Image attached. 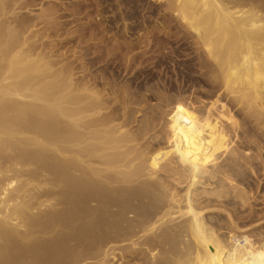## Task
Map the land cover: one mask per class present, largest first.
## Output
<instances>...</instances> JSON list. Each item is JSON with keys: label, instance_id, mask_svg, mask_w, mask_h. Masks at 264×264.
<instances>
[{"label": "bare ground", "instance_id": "bare-ground-1", "mask_svg": "<svg viewBox=\"0 0 264 264\" xmlns=\"http://www.w3.org/2000/svg\"><path fill=\"white\" fill-rule=\"evenodd\" d=\"M116 1L123 21L140 9ZM27 2L0 0V264H264V0H155L205 80L188 97L163 85L141 120L140 88L79 77L34 31H62L56 6L33 25Z\"/></svg>", "mask_w": 264, "mask_h": 264}, {"label": "rangeland", "instance_id": "rangeland-1", "mask_svg": "<svg viewBox=\"0 0 264 264\" xmlns=\"http://www.w3.org/2000/svg\"><path fill=\"white\" fill-rule=\"evenodd\" d=\"M26 1H28L27 3L30 4V6H28L29 8L28 7L24 8L26 5L21 6V4H20L17 7L19 8V6H20V8L22 7V9L19 8L20 9L19 10L16 7L17 11H18L17 13H18V15H20L19 16L20 18L22 16V18H24V17H25V19L27 18L26 20L32 19L31 20L32 24L37 21L36 18H37V16L40 15L39 13L41 12L40 11L41 6L47 5L46 7H49L50 4L56 6V7L55 6L54 7L56 8L57 12L58 11L60 12V13L58 12L59 14L57 15V17L60 18V19L58 18L57 22L62 21L61 23H59L62 26L59 24L58 25H59V28L62 31H64L65 33L62 31L58 32L56 34V36H57L56 37L55 32H53L51 30L52 33H54L52 35L51 31L50 32L47 31V30H50L47 28L50 25L48 26L47 24L43 23L45 25L44 26L40 21L37 22L38 24L35 23V25L37 24V28H35V30L34 29H32V30H34L36 32L37 31L40 32L41 35H39V38L40 37L43 38L42 41H40V43L45 42V41L47 42L49 40L47 43L48 44L50 43L49 44L50 46H51V44H53L52 47L55 48L54 49L55 55L57 57H60V60H64L65 61L64 63H66V62L73 63V69L76 70V72H74V73H77L78 70H79V72H81V70H80L81 67L84 68V66L89 65V67H87V69H89V70H87L88 72H86V75L88 73L87 76H89L91 74H95V76H96V74L102 75L101 72L108 70V72L111 74V76L115 75V78H116V80H118V83L120 86H123L125 84H126V86H128L129 84H131V86H133L132 90L136 93L139 91V88H140V90H141L140 93L139 92L137 93V96H139L138 98L140 99V97H141V99L143 100L144 97L142 98V96H145V99L147 98V100L146 101L143 100L144 101V103H143L144 107L142 106L143 109L141 106L138 107L139 110L141 109L140 110L141 112L137 109V114H138L136 117L137 120H138V118L141 120V117L143 116V118H144V116H145L143 114V113H146L144 108H146L145 105L149 104V103H145V102H147L148 100H151L152 102H154V103L151 102V104L157 103L156 101H154L156 98L155 96L158 93L164 92V89L162 88L163 85L165 86V84H167V88H169L168 90L172 91L171 92L172 95L181 96V94H182L183 97H188L191 95V93H193L196 90L195 88H192L193 84H192V82H190V75H191V77L193 76V78L199 79L201 81L205 80L204 78H202V74L200 73L198 66H197L198 62L196 60L195 48L193 47L194 41L192 43V40H193L192 36L190 35V33L182 30L181 26H179L176 22H172L170 24V27L172 29L171 35H173V36H171V35L167 36L161 28V16H160V18H158V16H159L158 13L153 14V11L154 12L156 10L158 11V3H156L155 0H139L140 9L137 10L138 11L137 14L135 16H133L129 13L130 11L128 10L129 12L127 11V13H128V15L126 16L127 18L124 21H123V19L121 20V18H122L121 10H127L126 6L124 7V5L123 6L119 5V3L116 0H86V1L85 0H60V1H58V0H56V1H53V0H34V1L33 0H26ZM30 1H32V2L30 3ZM122 1L123 0H121V2ZM140 1H142V2H140ZM20 2H22V1H20ZM57 2H59V3H57ZM31 5L32 6L34 5V8ZM36 5H38V6H36ZM57 6L59 9L57 8ZM132 6H134V5H132ZM31 7H32L33 11H30ZM123 7H124V9H123ZM149 7H151V8H149ZM27 8L30 10H28ZM68 8L71 10L70 12L68 11ZM74 8H75V10H74ZM87 8H88V10H87ZM76 10H77V12H76ZM71 12H73L74 14ZM31 13H33V14H31ZM78 14H80V15H78ZM86 14H88V15H86ZM73 15H75V17ZM160 15H162V14H160ZM99 19H100V21H99ZM125 24L129 27H127ZM155 26L158 28V30L153 35V42L151 45V46H153L151 51L152 50L153 51L152 52L148 51V53H149L148 54L147 49L144 50V47L146 48V45L144 46V41H145V39H144L145 35L144 34H145V30L148 27H155ZM45 27L47 29H45ZM145 27H147V28H145ZM96 28H98V29L100 28L99 29L100 31L102 29V33H104V32L105 33L104 34L101 33L98 35L97 32H93V30ZM37 29H39V30H37ZM67 30L69 32H67ZM103 30H105V31L103 32ZM161 30H162V33H161ZM46 31L49 33V36H47L48 34ZM72 31H73L74 35L72 34ZM50 33H51V35H50ZM63 33L65 35L68 33L67 38ZM177 33H179V38L176 35ZM59 34L61 35V38L58 39ZM174 35H176V37H174ZM50 36H53V37L49 38ZM70 36H72V37H70ZM93 36L95 38H93ZM37 37L38 36H36V38ZM170 37H172V38H170ZM81 38H82V40H80ZM157 38L159 40H157ZM36 40H38V39H36ZM50 40L52 42H50ZM63 40H64V42H63ZM91 40L93 41V43ZM84 41H86V42H84ZM115 42H117V43H115ZM40 43H39V45H40ZM88 43H90V47L93 46L92 49L90 47L88 48V46H89V45H87ZM162 43L164 45H162ZM115 44H119V45H115ZM141 44H143V45H141ZM142 47H143V49H142ZM79 48H80V50H79ZM86 50H87V53L85 52ZM111 50L114 51L115 54L111 58L106 57V56H108L106 53H108V51H111ZM144 51H146V52L144 53ZM131 52H132V55L130 54ZM88 53H91V55ZM126 54H130L131 56H129V55L126 56ZM167 54H168V56H166ZM76 55H77V57H76ZM132 56H133V59L135 60V62H133L134 60H131V59L128 60V57H132ZM125 57H126V59H125ZM55 60H57V58ZM125 60H127L126 61L127 63L129 62V65L125 62ZM89 61L92 62L91 65H90ZM130 61H132V64ZM125 64H127V65H125ZM90 68H91V71L94 73H92L90 71ZM84 69L86 70V68H84ZM84 69H82V70H84ZM81 73L85 74L84 72H81ZM78 74L79 73H77V75ZM95 76L94 75L92 77L89 76L88 79L91 80V78H95ZM99 76L97 75L96 80L94 79V81L97 82V84H99L100 82L103 83L102 81H100L102 76H100V77ZM94 81L92 83H94ZM159 84H161L160 85L161 90L155 89L153 91L155 93V95L153 94L152 91H151V93L146 94V91L149 92L148 90H150L149 89L150 87L156 88ZM90 85H92V84H90ZM100 87H102V86H100ZM137 87H139V88H137ZM106 89H108V87ZM101 90H103V87ZM145 94L149 95L150 99H148V96H146ZM151 94H153V95H151ZM151 96L155 97V98H151ZM152 99H154V100H152ZM148 102H150V101H148ZM148 112L149 111H147V113ZM147 113H146V115H147ZM160 137H159V139L162 140L163 137H162V139ZM164 141H166V140H164ZM170 146L169 145L165 146V148L166 147L171 148V149L170 148L169 149L172 152H170L171 154H169V155H172L173 158L175 157V159H177V161H180L181 156L179 154H177L178 151L175 149L176 148V147H174L175 145H173V146L170 145ZM261 185H264V181L262 182ZM185 186L187 187V185H185ZM201 187L203 188V185ZM200 188H198V189H200ZM206 188L208 190H210L211 187L208 188V187L204 186L203 191ZM192 189H191V191H192L191 194L197 193V191L201 193V191H202V190L199 191L196 187H194L195 190L197 189L196 191L195 190L193 191ZM260 192H262V189L260 190ZM261 195H262V193L260 194V197L263 196V195L262 196ZM252 201L254 202V200H252ZM263 201H264V199H262V200L260 199L258 202L261 203ZM255 260H257V259L252 260L253 264H254Z\"/></svg>", "mask_w": 264, "mask_h": 264}]
</instances>
